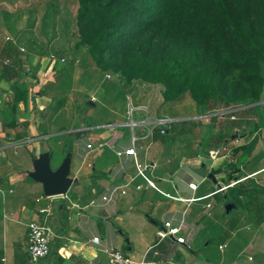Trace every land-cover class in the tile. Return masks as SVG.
Returning <instances> with one entry per match:
<instances>
[{"label": "crops", "instance_id": "obj_1", "mask_svg": "<svg viewBox=\"0 0 264 264\" xmlns=\"http://www.w3.org/2000/svg\"><path fill=\"white\" fill-rule=\"evenodd\" d=\"M6 35L0 32V38ZM15 51L0 47V60L13 59L0 73V264H108L105 251L111 247L142 264H210L199 259L194 245L200 231L221 217L210 199L216 203L228 198V185L236 176H243L238 182L246 185L264 173V165L256 162L258 151H264L258 129L221 126L222 121L238 122L236 111L244 108L227 109L235 120L230 115L217 118L216 109L205 115L207 111L197 109L190 98L164 103L161 88L127 82L117 74H105L104 79L110 82L109 90L119 92L99 88L94 95L89 90L98 83L88 78L95 76L94 64H87L90 73L84 72L80 84L73 74L81 69L77 66L87 52L84 48L76 51L80 53L74 58L71 88L65 90L62 84L69 72L55 79V64L40 68L37 61ZM61 58L67 60L62 54ZM128 119L136 127L119 128L128 126ZM160 119L168 124L155 128ZM251 142L256 143L249 158L240 161ZM131 148L135 159L118 155ZM135 162L147 167L144 174L154 188L138 175ZM37 169L51 176L67 171V198L46 196L35 179ZM190 183L197 184L196 191L189 190ZM113 188V201L102 202ZM45 208L51 213L47 224L55 237L49 256L32 262L27 225L42 219L39 210ZM234 208L228 204L226 214ZM254 211V207L245 210L246 226L256 220L251 217ZM165 221L182 226L180 236H186L189 248L170 239L158 240L156 231ZM260 230L254 253L246 256L254 261L246 264H264L262 226ZM93 238L99 239L98 245L91 242Z\"/></svg>", "mask_w": 264, "mask_h": 264}, {"label": "trees", "instance_id": "obj_2", "mask_svg": "<svg viewBox=\"0 0 264 264\" xmlns=\"http://www.w3.org/2000/svg\"><path fill=\"white\" fill-rule=\"evenodd\" d=\"M76 2L75 49H86L96 67L127 82L160 85L165 103L188 94L205 115L260 101L264 0ZM254 143L245 147L240 161ZM228 191L230 203L255 208L251 217L258 223L255 212L264 209V190L254 181H240Z\"/></svg>", "mask_w": 264, "mask_h": 264}, {"label": "rangeland", "instance_id": "obj_3", "mask_svg": "<svg viewBox=\"0 0 264 264\" xmlns=\"http://www.w3.org/2000/svg\"><path fill=\"white\" fill-rule=\"evenodd\" d=\"M48 3L47 0H15V2L14 0H1L0 17L2 15V18L0 19V32L8 33L9 36L6 35L0 38V47L3 44L5 49L10 48L17 50L15 52L21 55L20 57L31 61L33 59L37 61L39 64L37 67L40 68L49 62L53 63V65L55 64V79L59 75L64 77L65 72H69L70 74H68L67 79L64 78L65 81L62 84V88L67 90L71 88V72L73 73V68H76L74 67L75 55L80 53L76 52L75 49L78 35L74 24V18L77 13L78 5L76 0H56V4ZM49 9H51V11H49ZM18 30L22 31L16 32ZM42 33L44 36L41 35L42 37H40V34ZM7 36L11 38V41L5 40ZM17 36L19 39L15 38ZM21 48L24 49L23 52L20 51ZM61 54L66 56L67 60L65 64L59 62V56ZM51 55L54 56L56 63L50 59ZM81 58L82 62L80 65H76L78 68L81 67V69H74L75 71L73 73L75 82L77 79V83L79 84L80 79L84 76V72L88 71L85 69L87 64L90 61L92 62V60L89 59L87 52L85 53V56H82ZM6 59L8 60V64L5 66L3 65V61ZM12 60L10 61L8 57L0 60V73L3 69L11 66ZM92 64L94 63L92 62ZM94 66L96 68V71H94L96 77L91 75L88 76V78L90 82L91 79L94 82L97 81L99 87L96 84L91 90H89V93L98 95L100 89H106L107 92L111 93L119 92V89L109 90L108 87L110 86V82L104 79L105 74L113 76L115 73L110 70L105 71L104 69L98 68L95 64ZM88 72L90 73V71ZM154 86L156 88H161L162 90L160 85ZM183 98H188L189 100L190 97L186 94V96L181 97L177 101L171 102V104H176ZM97 106V104L94 105L96 114L98 113ZM173 106V109L177 108L176 105ZM241 108L244 109L236 111L237 117L240 119L238 122L229 123L228 121H222L221 126L223 125L230 129L234 126L236 128H250L252 131L258 129L260 135L259 138L264 140V87L259 102L249 106H242ZM102 113L105 114L104 111H102ZM127 123L128 126H120L119 128H130L129 119ZM155 128L162 127L155 126ZM244 149L242 153H244ZM257 155L256 162H260L261 166L264 165L263 152L259 150ZM249 156L250 154L242 156L241 161L247 160ZM263 177L264 173H260L255 179V186L257 189L264 190V184L259 180ZM223 183L226 182L224 181ZM227 193L228 198L224 199L223 202L215 200L216 203H214V198L210 199L212 208L221 210V217L216 218L209 226H206L205 229L200 231L194 242L196 254H198L201 261H208L210 264H220V262L224 264H246V256L254 253L252 252L255 250L254 243L257 242L262 234L261 232L260 235H258L259 232L262 231L260 230V227L264 223V209H256L255 213L259 221L258 223L255 222V220L254 223L249 222L246 226V221H244L243 218L245 210L238 204V202L236 203L235 208L226 214L225 207L230 204V201H233L231 200V193H229V191ZM262 217L263 220L260 221ZM222 244H226V249L221 252L218 249V246ZM194 245L192 244L191 247L193 248ZM253 261L254 260L250 261V263Z\"/></svg>", "mask_w": 264, "mask_h": 264}, {"label": "built area", "instance_id": "obj_4", "mask_svg": "<svg viewBox=\"0 0 264 264\" xmlns=\"http://www.w3.org/2000/svg\"><path fill=\"white\" fill-rule=\"evenodd\" d=\"M5 40L11 41V38L7 36ZM20 51L23 52L24 49L21 48ZM50 59L53 60L54 62L56 61L53 55L50 56ZM59 61L60 63H64L66 60L65 58H61ZM7 64H8V60H4L3 65L6 66ZM107 78H109V76H107ZM91 100L95 101L94 98H91ZM230 114H231V111L221 109L220 111H218L217 113L213 115H215L217 118L224 119V118H227ZM203 117L210 118L211 114L207 116H203ZM229 119L235 120V117L233 115H230ZM154 124L155 126L164 127L168 124V121L165 119H160V120H157ZM129 126L131 130H133L136 127V124L131 122L129 123ZM161 133H164V131H161ZM86 147L87 149H90L92 146L88 144ZM122 154H125L127 156H132L135 159V149L134 148L126 150L124 153H118V155H122ZM263 155H264V151H263ZM135 166H136L138 175L141 176L145 180L146 184L149 187L154 188L153 181L147 178L144 174V171L147 169V167L142 166L138 164L137 162H135ZM237 183L238 181L234 180L228 185V187H233ZM262 183L264 184V178L262 179ZM188 188L189 190L194 192L197 189V184L190 183L188 184ZM225 188L227 187L221 188V190H224ZM136 189H139V187H136ZM115 192H116V188L109 189L108 194L103 195L101 197V201L102 202H112L115 196ZM121 193L124 194L125 191L122 190ZM165 196L166 198H169L172 200H181L179 197H173L168 194H165ZM53 197H61L62 199L67 198L66 193L62 195H58V196H53ZM189 201L193 202L194 198H191ZM39 213L41 214V216H43L42 219L31 221L27 225L28 227V234H27L28 249L27 250L30 256V260L32 262H36L38 259H43L49 256L51 252V242L53 241L55 237L52 227L49 224H47L48 217L51 216L50 211L47 208H45V209H40ZM262 229L264 230V223L262 224ZM181 230H182L181 225L173 226L170 221H165L163 225L157 229L156 236L159 241L170 239L178 245H183L189 248V244H188V240L186 236H180ZM91 242L95 245H98L99 239L93 238ZM225 247H226L225 245L220 246L219 249L223 251ZM105 252L107 253V257H108V264H142V263L133 261L127 255L123 254L119 250L114 249L113 247L108 248ZM247 260L252 261L253 259L252 257L249 256Z\"/></svg>", "mask_w": 264, "mask_h": 264}, {"label": "water", "instance_id": "obj_5", "mask_svg": "<svg viewBox=\"0 0 264 264\" xmlns=\"http://www.w3.org/2000/svg\"><path fill=\"white\" fill-rule=\"evenodd\" d=\"M34 176L36 180L42 183L44 193L48 197L65 194L66 188L70 184L66 179L67 171H61L51 176L48 172H44L43 169H37Z\"/></svg>", "mask_w": 264, "mask_h": 264}]
</instances>
